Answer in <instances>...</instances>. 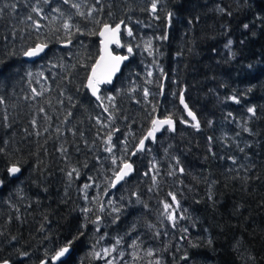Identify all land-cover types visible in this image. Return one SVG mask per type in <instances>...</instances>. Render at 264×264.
Segmentation results:
<instances>
[{
    "label": "trees",
    "instance_id": "1",
    "mask_svg": "<svg viewBox=\"0 0 264 264\" xmlns=\"http://www.w3.org/2000/svg\"><path fill=\"white\" fill-rule=\"evenodd\" d=\"M151 3L0 0V261L38 264L71 242L73 252L58 264H93L101 234L120 232L126 220L154 227L171 193L180 212L176 223L165 216L172 234L152 247L159 264H264V0H159L154 14ZM120 22L122 46L113 50L132 53L95 100L85 82L97 33ZM37 43L47 51L25 61ZM148 69L156 82L145 96L148 89L136 86ZM180 93L196 121L184 116ZM154 116L173 118L174 130L131 157ZM115 144L134 172L119 186L127 190L124 212L96 231L71 186L112 178L121 160L112 165L106 148Z\"/></svg>",
    "mask_w": 264,
    "mask_h": 264
},
{
    "label": "rangeland",
    "instance_id": "2",
    "mask_svg": "<svg viewBox=\"0 0 264 264\" xmlns=\"http://www.w3.org/2000/svg\"><path fill=\"white\" fill-rule=\"evenodd\" d=\"M133 42L139 45L142 49L149 50L148 45L144 43V39H134ZM150 55L152 56V61L155 62V58L151 49ZM152 65L153 64H151V66ZM151 68L153 69L154 67L152 66ZM155 70L156 73L160 75L162 68L160 69L157 65ZM149 73L153 75V71H150V69H148V71H143V73H138V79H140V82L136 87H142L143 90L148 89L147 91H149L150 84L156 82V79H150L151 75H149ZM44 78L46 79V81H48L49 78L53 77L50 76L49 78ZM142 89H138L137 92H142ZM154 91L153 93L156 94V92ZM143 102H147V99H143ZM121 147L122 146L118 148V146L115 144L114 146H112V152H110L111 156H109L110 153H108L107 156L110 157L111 160L113 157H116L118 160H120V157L123 156L121 155ZM146 151L149 153L150 148L148 147ZM121 163L122 162L119 163V166L121 165ZM112 165L116 164L112 163ZM170 167L173 171L174 166L170 164ZM112 178L108 179L106 183L103 179H97L94 182L82 185L78 189H74V186H71L73 196L75 194L80 202L78 204L79 209L84 212L82 216L88 218L90 216L89 212H93L95 219V222H93L96 231L99 230L100 226H102V230L105 231L107 226L112 224L116 212H120V214L124 212L119 208H121L123 196H126V185L119 187L117 189V193H115L111 189ZM85 185H89V187L85 188ZM170 199L172 200L171 195ZM167 204L172 205V208L165 211L163 205V215L169 217L172 212L174 213V215H178V213L180 212V204L178 203L179 206H176L177 199L168 201ZM84 209H87L88 211L85 212ZM165 216L164 218H161L160 223L158 222L154 227H150L149 224L140 229V227L135 226L132 222L127 224L128 220H126L122 225V229L120 232L116 233V229H114V232L112 233L104 232L103 234H101L99 241L91 247V249H93V251L91 252V260L94 262L93 264H155V262H157V258L154 256L155 253L152 247L157 242V240L160 239L161 235L165 233L168 234V229L166 228L164 223ZM170 221L171 223H176L173 220ZM154 231L157 232L156 237H154ZM170 234H172L171 230L168 235ZM117 241H119V243H117ZM105 249L107 250V253L104 251ZM97 253L99 255H96ZM76 257L78 258L77 255ZM25 258V256H22L20 260Z\"/></svg>",
    "mask_w": 264,
    "mask_h": 264
},
{
    "label": "snow or ice",
    "instance_id": "3",
    "mask_svg": "<svg viewBox=\"0 0 264 264\" xmlns=\"http://www.w3.org/2000/svg\"><path fill=\"white\" fill-rule=\"evenodd\" d=\"M45 2H47V0H45ZM65 2H67V0H65ZM159 0H152V3H151V11L153 13L156 12L157 10V4H158ZM73 7H79V5H73ZM35 12H40L41 9L39 8H35L33 9ZM0 11H2V9H0ZM56 11H59V9H56ZM221 11H224L223 9H221ZM81 15H83V13H80ZM171 13L168 14V17H169V20L171 19ZM228 15H231V13H228ZM29 19H31V17H29ZM36 27L38 28L39 25L37 24ZM64 27L67 29V28H70L71 25L69 24H65ZM245 28H248L249 26L247 24L244 25ZM104 28H105V31L104 32H101L100 35L104 36L106 33L110 34L113 38L115 37V35L119 32L120 30V25L117 24L115 29L111 28L110 25H107L105 24L104 25ZM127 34L129 36L132 35V30L130 28L127 29ZM166 39V37H164ZM111 42V41H109ZM117 44L119 43V41L117 40L116 41ZM229 44H231V41L229 42ZM47 47L46 44H41V45H37L35 48L27 51L26 53H24L26 56H36L38 55L40 52L44 51V49ZM128 52L131 53L132 52V48L129 47L128 48ZM127 59V57H110V60L112 61V63H108V64H105L104 67H105V73L103 75V78H101L100 76H98L97 74V70L98 68H100L101 66V63L104 62L105 58L102 56L101 57V60L100 62L97 63V65L95 67H93L92 69V77L89 78L88 80V87L91 88L92 90V93L93 95L97 96V99H99V96L97 95L98 93V85L100 83H110L111 82V77L112 75H114V73L116 71L119 70V64L122 60H125ZM149 75H151V73H149ZM144 95L147 96L148 93H147V90H145L144 92ZM109 100H113L114 97H108ZM229 99L239 103V100L236 96H232L230 97ZM0 100H2V98H0ZM180 100H181V103H184V98H183V95H181L180 97ZM102 102V101H101ZM184 108L187 109L188 108V105L187 104H184ZM105 112L108 111L107 108L104 109ZM249 113H252L253 115H255L256 113V109L255 107H250L248 108L247 110ZM188 115L189 116H192V118L195 120V115L194 113L191 112V110L188 111ZM34 123V122H33ZM173 120L168 117V118H165V119H153L151 121V124H152V127H151V130L147 133L146 136H144L142 139L139 140V143H138V146L136 148V151H143L145 149V141L146 140H149V139H152L154 140L155 139V133L160 131L161 128H163L165 125H168V126H172L173 125ZM194 127L196 128H199V121H197L195 123V125H193ZM172 130H174V128H172ZM246 131H250V129H245ZM111 141H112V136L109 135L108 138H107V142L109 144H111ZM106 151L108 152H112V147H108L106 148ZM136 153L133 152L131 153V155H135ZM120 160H121V166L119 167V169L115 172V181L114 183L112 184L113 187H115V184L116 183H119L120 181L124 180L125 177H127L128 175H130L133 171V165L129 162H127L126 160H124L123 157H120ZM117 162V158L116 157H113L112 158V163L113 164H116ZM178 163V161H177ZM11 174H16V173H19L21 171V169L15 165H13L11 168H9L8 170ZM179 171L183 172V168H180ZM69 176L72 175V173H68ZM0 184H3V181H0ZM89 187V185H85V188ZM172 196V199L175 200V196L172 195L171 193L169 194ZM177 207L179 206L178 205V202H177ZM172 208V205L170 204H167L165 203L164 204V209L165 211H167L168 209ZM85 212H87L88 210L87 209H84ZM170 220H173L175 221L176 217L175 215H169L168 217ZM181 218H183V216H181ZM175 226V225H173ZM185 231H187L185 229ZM117 243H119V241H117ZM209 243H211V241L209 240ZM70 246H71V242H69V245L68 246H65V247H62L59 249V251L56 252V254L52 257L53 260H59L61 257L65 256L66 253L69 252L70 250ZM194 247L196 245H193ZM106 253H107V250L105 249L104 250ZM151 254V253H150ZM23 255H28L27 253H24ZM96 255H99L98 253ZM183 259H187V257H183ZM3 264H9L8 261H3ZM41 264H48V261L47 260H44L41 262ZM157 264H159V262H157Z\"/></svg>",
    "mask_w": 264,
    "mask_h": 264
},
{
    "label": "water",
    "instance_id": "4",
    "mask_svg": "<svg viewBox=\"0 0 264 264\" xmlns=\"http://www.w3.org/2000/svg\"><path fill=\"white\" fill-rule=\"evenodd\" d=\"M150 12L151 13H153L152 11H151V7H150ZM154 14V13H153ZM119 25H120V30H119V32L115 35V37L113 38L110 34H108V33H106L104 36H102V35H100V33L101 32H104L105 31V28H104V25H102L101 27H100V29H99V31H98V33H97V37H98V40H99V42H98V45H99V51H98V56H97V58H96V60H95V62L93 63V65L91 66V68H90V70H89V74H88V76H87V79H86V82H85V88L87 89V91H88V93L90 94V96L93 98V99H95V100H97V96H95V95H93V93H92V90H91V88H89L88 87V80H89V78L90 77H92V69H93V67H95L96 65H97V63L98 62H100V60H101V57L103 56L104 58H105V60H104V62H102L101 63V66H100V68H98V70H97V74H98V76H100L101 78H103V75H104V73H105V67H104V65L105 64H108V63H112V61L110 60V57H127V59H125V60H122L121 62H120V64H119V70L118 71H116L115 73H114V75H112V77H111V82L110 83H106V82H104V83H100L99 85H98V93H97V95L99 96V91H100V88L101 87H103V86H109V85H111L112 84V82H113V80L119 75V73L121 72V69H122V67H123V65L128 61V59H129V55L128 54H120V53H115L114 51H113V49L114 48H120L121 46H122V42H121V31H122V23L120 22V23H118ZM107 25H110V24H107ZM117 25V24H116ZM116 25H113V26H111V28H113V29H115V27H116ZM128 29V27H125V30H127ZM119 41V43L117 44V42L116 41ZM109 41H111V42H109ZM42 43H37V44H35L34 46H32V47H29V48H27L25 51H24V53H26L27 51H29V50H31V49H33V48H35L37 45H41ZM68 44L67 43H64V44H61V47H66ZM47 49H48V46L44 49V51H42V52H40L38 55H36V56H26L24 53H23V55H22V57H23V59L25 60V61H27V62H32V61H35V60H37V59H39L46 51H47ZM163 83H164V80L162 81V85H161V88H160V91H161V96H162V93H163V88H164V85H163ZM181 95H183V93H180L179 94V97H178V105H179V107L181 108V110L183 111V113H184V116L187 118V119H190V120H192V121H196V116H195V120L192 118V116H189L188 115V111L189 110H191L190 108H189V106H188V108L187 109H185L184 108V104H187L186 103V101H185V98H184V95H183V98H184V103H181V100H180V97H181ZM192 112V111H191ZM193 113V112H192ZM195 115V114H194ZM165 118H168V117H164V118H160V117H158V116H154L153 117V119H165ZM152 119V120H153ZM172 120H173V118H171ZM173 122H174V120H173ZM151 127H152V124H151ZM175 127V124L173 123V125L170 127V126H168V125H165L163 128H161V130L160 131H158V132H156L155 133V139H156V137L159 135V134H161V132L164 130V129H166V128H168L169 130H172V128H174ZM151 130V128L146 132V134L144 135V136H146L147 135V133L149 132ZM143 136V137H144ZM142 137V138H143ZM141 138V139H142ZM154 139V140H155ZM154 140H152V139H149V140H146L145 141V147H146V143H147V141H151V142H153ZM139 143V142H138ZM138 143H137V145L135 146V148H134V151L133 152H140V151H136V148H137V146H138ZM132 152V153H133ZM133 156V155H132ZM127 162H129V161H127ZM130 163V162H129ZM12 167V166H11ZM10 167V168H11ZM10 173V172H9ZM11 174V173H10ZM13 177H17V176H19L20 175V172L19 173H16V174H11ZM129 176V175H128ZM127 176V177H128ZM127 177H125L124 178V180L127 178ZM124 180H122V181H120L119 183H116L115 184V187H113L112 186V184L114 183V181H115V175H114V177H113V179H112V183H111V188L113 189V188H116L117 186H119ZM173 200V199H172ZM66 246H68V245H66ZM65 247V246H64ZM72 249H71V247H70V250H69V252L68 253H66L65 254V256H63V257H61L59 260H53L52 259V257L56 254H54L53 256H51L49 259H43L42 261H44V260H47L50 264H58L59 262H62L64 259H66L67 257H69L70 256V254L72 253V251H71ZM59 251V250H58ZM5 261H8V260H5ZM41 261V262H42ZM9 262V264H12L10 261H8ZM41 262H39L38 264H41ZM0 264H3V261H0Z\"/></svg>",
    "mask_w": 264,
    "mask_h": 264
},
{
    "label": "bare ground",
    "instance_id": "5",
    "mask_svg": "<svg viewBox=\"0 0 264 264\" xmlns=\"http://www.w3.org/2000/svg\"><path fill=\"white\" fill-rule=\"evenodd\" d=\"M140 152H141V151H140ZM135 155H136V154H135ZM135 155H133V156H135ZM133 156L131 155V157H133ZM133 172H134V170L132 171V173H131L126 179L130 178L131 175L133 174ZM126 179H125V180H126ZM125 180H124V181H125ZM124 181H123V182H124ZM123 182H122V183H123ZM122 183H121V184H122ZM121 184H120V185H121ZM120 185H119V186H120ZM119 186H117L116 188H118ZM116 188H113V189L111 188V189L114 190V189H116ZM70 247H71V249H72L71 251L73 252V247H72V246H70ZM70 255H71V254H70ZM68 258H69V257H67L66 259H64L63 262L66 261ZM48 263H49V262H48Z\"/></svg>",
    "mask_w": 264,
    "mask_h": 264
}]
</instances>
